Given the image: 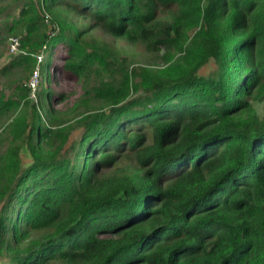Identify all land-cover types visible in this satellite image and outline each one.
I'll return each mask as SVG.
<instances>
[{"label": "trees", "instance_id": "trees-1", "mask_svg": "<svg viewBox=\"0 0 264 264\" xmlns=\"http://www.w3.org/2000/svg\"><path fill=\"white\" fill-rule=\"evenodd\" d=\"M8 29L2 73L47 56L37 101L0 90V264H264V0H27Z\"/></svg>", "mask_w": 264, "mask_h": 264}, {"label": "rangeland", "instance_id": "rangeland-1", "mask_svg": "<svg viewBox=\"0 0 264 264\" xmlns=\"http://www.w3.org/2000/svg\"><path fill=\"white\" fill-rule=\"evenodd\" d=\"M26 2L27 0H0V90L10 98H16L17 95H19V87L23 84V82H27L29 86L33 76L29 73V71H27L25 66H22L21 68H14L13 70L6 73L1 72L2 69L14 59L15 55L18 52L21 42L20 40L22 37L20 34L21 31L19 30L18 32L11 33L8 29V26H11L13 24V21L19 18L20 11L24 8ZM70 17H72L82 26L89 25L88 21L85 23H81L80 18L75 15L70 14ZM14 37H17L20 40L15 39ZM91 39L96 40L101 44H107L112 48L121 50L125 55H128L132 59L135 67H140L148 70L161 67L159 62L153 57L149 56L142 47L131 46L119 41L109 39L102 33L100 29H95L92 31ZM15 47L17 50H15ZM43 56L44 58L42 59V62L45 63L47 56L46 51H44ZM49 56L50 53L48 54V57ZM51 62L53 64L58 63L59 65H61V59L59 58V55L56 54ZM213 64L214 63L212 62L204 70V74H207L211 70V68L214 67ZM42 71L43 70L41 69V73ZM61 75L62 74H58L57 76H55L52 79L51 84L48 86L56 94L61 92L70 93V104H73L83 93L82 83H79L76 78L71 79ZM41 83L42 80L40 74V87ZM259 112L264 113V106L259 107ZM11 120V117L8 116L0 121V140L3 139L4 145L6 147L10 145L8 140L9 137L7 135V126L9 125ZM73 137H76V135ZM23 158L25 163H30V157L27 155V153L23 154Z\"/></svg>", "mask_w": 264, "mask_h": 264}, {"label": "built area", "instance_id": "built-area-1", "mask_svg": "<svg viewBox=\"0 0 264 264\" xmlns=\"http://www.w3.org/2000/svg\"><path fill=\"white\" fill-rule=\"evenodd\" d=\"M53 34H56V33L53 32ZM15 50H17L16 47H15ZM43 54L44 53L39 54V56L37 57V66L32 73L33 76H32V80H31L29 86L27 83V87L30 89V99L33 101H37V99H38V92L40 89V74H41V80H42L41 65L43 63L42 59L44 58ZM39 71H40V73H39Z\"/></svg>", "mask_w": 264, "mask_h": 264}]
</instances>
